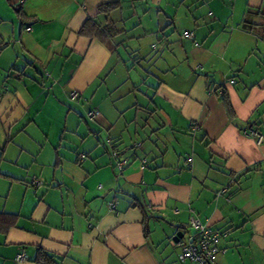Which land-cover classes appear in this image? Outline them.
Returning <instances> with one entry per match:
<instances>
[{"label":"crops","instance_id":"0c3cea01","mask_svg":"<svg viewBox=\"0 0 264 264\" xmlns=\"http://www.w3.org/2000/svg\"><path fill=\"white\" fill-rule=\"evenodd\" d=\"M90 20L116 32L81 35ZM249 131L264 0H0V264H181L193 217L222 235L217 264H264Z\"/></svg>","mask_w":264,"mask_h":264},{"label":"built area","instance_id":"2783aa9c","mask_svg":"<svg viewBox=\"0 0 264 264\" xmlns=\"http://www.w3.org/2000/svg\"><path fill=\"white\" fill-rule=\"evenodd\" d=\"M183 38L193 39L192 33L185 32L182 35ZM77 93L72 94V98H76ZM98 115L97 112H90L89 117L94 119ZM246 134L252 137L258 145L264 142V136L258 131H249ZM80 159H84L85 155H80ZM146 162V160H144ZM127 164V160H120L117 164L118 171H123ZM36 186L42 185L37 178L33 179ZM192 229L194 233H183L182 238L178 241L180 252L178 259L181 264H217L216 256L217 249L214 247L222 238V235L211 227L203 225L196 218H191L188 229ZM27 260L25 254H21L17 257V261Z\"/></svg>","mask_w":264,"mask_h":264},{"label":"trees","instance_id":"16d2710c","mask_svg":"<svg viewBox=\"0 0 264 264\" xmlns=\"http://www.w3.org/2000/svg\"><path fill=\"white\" fill-rule=\"evenodd\" d=\"M116 9V6L114 5H109V6H103L100 8V13L108 15L111 11ZM115 27L113 24L106 25L104 27H101L96 21L90 20L88 21L85 26L83 27L81 31V35L86 36V37H97L103 41H107L108 38H111L114 33H115ZM222 101L225 102L226 106H228V111L230 112L231 115V110H230V105L229 102L227 101V98L224 95H222ZM7 217L11 218L7 219ZM13 216L5 215V214H0V229H7L11 227L14 224ZM38 264H54L52 259L47 256L44 253H41L40 256L37 259Z\"/></svg>","mask_w":264,"mask_h":264},{"label":"water","instance_id":"95a60500","mask_svg":"<svg viewBox=\"0 0 264 264\" xmlns=\"http://www.w3.org/2000/svg\"><path fill=\"white\" fill-rule=\"evenodd\" d=\"M182 235H183L182 233L178 234L177 237L175 238V241L176 242L179 241V239L182 238Z\"/></svg>","mask_w":264,"mask_h":264}]
</instances>
